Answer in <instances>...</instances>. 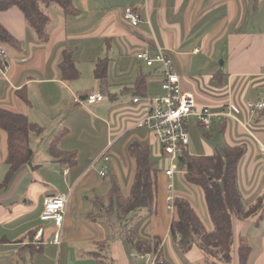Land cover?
<instances>
[{"label":"crops","instance_id":"0c3cea01","mask_svg":"<svg viewBox=\"0 0 264 264\" xmlns=\"http://www.w3.org/2000/svg\"><path fill=\"white\" fill-rule=\"evenodd\" d=\"M75 7L78 12L69 16L56 5L47 10L52 19L47 42L38 39L20 9L0 12L2 26L23 46L19 53L3 48L9 57L0 68V108L25 114L43 128L32 136L31 162L0 189V264H153L156 256L137 253L128 241L111 195L114 180L123 197L131 194L137 172L129 152L133 142L150 148L161 172L156 213L140 211L125 221L127 228L143 239L160 238L163 258L171 264H201L204 255L198 248L185 256L179 253L170 231L177 213L167 196L189 200L212 230L204 193L186 182L183 171L173 179L166 176L170 164L153 131L139 127L149 114L148 98L164 92L163 66L148 67L137 54L156 56L161 49L193 91L198 108L225 112L234 104L242 110L218 120L211 132L192 123L188 149L194 155H213L243 147L239 187L245 203L255 204L264 194V111L250 115L244 108L247 102L264 101V0H76ZM127 8L139 14L137 27L124 19ZM65 51L76 63L77 80L62 79L59 65ZM106 58L110 96L79 106L76 97L101 93L95 67ZM140 75L147 84L143 97L134 87ZM24 88L29 103L17 95ZM61 132L60 148L77 155L73 166L55 161L49 151ZM6 158V135L0 130V184L9 170ZM162 158L165 169L159 164ZM57 195L68 196L60 244L51 242L54 223L41 221L45 199ZM255 220L234 219L235 264L243 241L251 248L248 264H264V216L259 226Z\"/></svg>","mask_w":264,"mask_h":264},{"label":"trees","instance_id":"16d2710c","mask_svg":"<svg viewBox=\"0 0 264 264\" xmlns=\"http://www.w3.org/2000/svg\"><path fill=\"white\" fill-rule=\"evenodd\" d=\"M76 0H0V12L16 7L20 9L28 25L35 31L41 42L50 39L49 28L52 19L48 9L56 5L66 16L75 15ZM10 48L15 52H23L22 43L16 40L0 23V49ZM0 68H5L0 57ZM62 79L74 81L79 78V71L72 54L65 51L59 65ZM109 60L99 59L96 62L95 76L101 87L102 95L110 96L108 81ZM136 95L143 97L146 92V78L140 75L134 84ZM92 94L86 92L82 98ZM19 99L29 103L26 88L17 91ZM0 130L6 135L7 158L9 167L6 178L0 189L7 188L14 175L31 162L33 149L32 136L40 134L43 128L32 122L28 116L9 109L0 108ZM65 132L58 134L50 144L49 151L56 161L73 166L77 163V155L62 150L59 142ZM208 136V133H204ZM130 154L136 159L137 172L129 197H123L118 183L114 180L111 195L116 200L115 205L120 222L124 223L128 241L135 251L142 255L156 256V264H171L164 259L163 242L155 237L147 240L139 237L135 230L127 228L125 221L133 220L142 210L156 213L157 178L161 169L151 159V151L147 145L133 142L129 147ZM245 154L241 146L226 147L217 150L213 155H194L188 147H182L178 157V167L184 172L188 184L200 188L204 198L213 229L208 230L192 204L184 197L174 198L177 217L171 222V234L179 253L188 254L193 248H198L204 255L207 264H232V248L234 246V219L246 221L255 220L259 226L264 216V194L255 204L245 203L239 187L238 167ZM251 248L245 241L238 249V264H248Z\"/></svg>","mask_w":264,"mask_h":264},{"label":"built area","instance_id":"2783aa9c","mask_svg":"<svg viewBox=\"0 0 264 264\" xmlns=\"http://www.w3.org/2000/svg\"><path fill=\"white\" fill-rule=\"evenodd\" d=\"M124 19L137 27L141 23L138 13L133 9L127 8L124 12ZM0 57L3 65L6 67L8 53L0 49ZM139 61L145 62L148 67H153L156 63L163 66V94L149 99L150 110L147 118L139 124V127H148L155 135L157 143L162 148L163 154L170 161L171 166L165 172L166 176L173 179L178 166L175 164L182 147L190 145V125L195 124L203 132H211L216 122L222 118L235 117L242 113V110L229 104L225 112H212L210 108H198L193 91L184 85L182 78L175 71L173 62L159 49L156 56L148 52L137 54ZM104 100L101 93H92L85 98L76 97L75 103L81 107H89ZM139 99L135 98L134 102ZM245 110L253 115L264 111V101L247 102ZM108 161L109 158L104 156ZM101 176H106V171L101 172ZM168 189L173 190V184H168ZM167 201L174 206V197L172 194L167 196ZM68 202L67 195H57L47 197L44 201V210L41 214V221L54 223L57 232L51 242L60 244L62 242V227L64 223L66 207ZM43 230L40 229L39 234ZM142 258V257H141Z\"/></svg>","mask_w":264,"mask_h":264},{"label":"rangeland","instance_id":"374dc122","mask_svg":"<svg viewBox=\"0 0 264 264\" xmlns=\"http://www.w3.org/2000/svg\"><path fill=\"white\" fill-rule=\"evenodd\" d=\"M95 90L97 91L98 90V87H95ZM197 134H199L200 136H202L201 138L207 143H209V140H207L206 138H204V136L202 135V133L201 132H199V131H197ZM201 151V150H200ZM168 160V159H167ZM169 161V160H168ZM159 164H160V167L163 169H165L166 167H167V162L165 161V159L164 158H162L161 159V161L159 162ZM169 164H170V166H171V163H170V161H169ZM168 164V165H169ZM175 164L178 166V161H176L175 162ZM179 168V167H178ZM179 171H182V170H180V168L178 169V172ZM189 188V187H188ZM191 189V188H190ZM188 190V189H187ZM192 190V189H191ZM198 190H201L200 188L198 189ZM202 191V190H201ZM193 193L191 192L190 193V195H192ZM207 217H208V219L209 220H211L210 219V217L207 215ZM232 258H233V261H232V264H235V252H234V246H233V248H232ZM153 264H156V261L153 263ZM201 264H207L205 261H202L201 262Z\"/></svg>","mask_w":264,"mask_h":264}]
</instances>
